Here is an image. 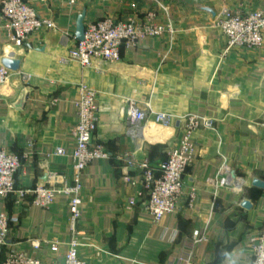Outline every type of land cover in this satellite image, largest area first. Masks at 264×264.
Here are the masks:
<instances>
[{
  "label": "crops",
  "instance_id": "crops-1",
  "mask_svg": "<svg viewBox=\"0 0 264 264\" xmlns=\"http://www.w3.org/2000/svg\"><path fill=\"white\" fill-rule=\"evenodd\" d=\"M24 1L56 28L16 48L0 4V65L6 58L21 61L0 99V148L22 159L17 189L72 183L76 104L85 85L97 93L94 143L108 157L82 173L81 258L87 264H186L198 231L205 241L194 249L195 264H252L249 238L264 233V189L253 185L264 182V45L227 51L216 19L223 9L242 14L264 9V0H79L75 6L68 0ZM83 12L85 26L106 18L144 24L154 14L155 23L173 33L122 48L116 63L95 61L83 69L62 62L77 44ZM131 102L148 115L137 138L129 134L125 116ZM157 113L172 115L171 125L157 124ZM190 114L213 120L215 129L195 133L185 197L175 214L156 224L146 209L141 171L126 159L148 160L154 167L166 162L180 145L183 117ZM59 148L66 155H55ZM221 176L230 184L214 187ZM192 191L196 198L190 207ZM33 197L30 192L21 200H0V213L14 220L0 264L14 250L44 261H62L67 252L73 237L68 199L42 208L32 205ZM245 201L251 209L242 206ZM52 243L59 244L58 254L51 252Z\"/></svg>",
  "mask_w": 264,
  "mask_h": 264
},
{
  "label": "built area",
  "instance_id": "built-area-1",
  "mask_svg": "<svg viewBox=\"0 0 264 264\" xmlns=\"http://www.w3.org/2000/svg\"><path fill=\"white\" fill-rule=\"evenodd\" d=\"M79 0H68L70 6H75ZM1 14L9 33V40L16 48H24L29 39L41 31H51L56 28L52 20L42 18L37 11L24 0H1ZM155 15L150 14L144 24L129 19L116 21L106 18L86 26L84 41H77L76 46L69 51L63 63H77L83 69L93 67L95 61L116 63L121 60L122 48L137 47L149 38L160 37L166 33L172 34V28L155 23ZM217 28L226 38L227 51L234 48L261 49L264 45V9L242 14L223 9L217 16ZM12 73L0 65V99L3 85L10 79ZM77 106L78 123L74 129L76 147L71 158L74 162L76 175L69 183L61 181L60 187H37L33 191L18 190L16 175L22 168L20 156L0 148V200L17 197L25 198L27 193H33L32 205L49 208L59 197H66L69 205V216L73 237L68 243V249L62 261L56 259L44 261L26 256L21 251H11L6 256L5 264H87L80 256L81 244L78 240L77 224L82 217V173L95 160L108 157L103 148L94 143V135L99 121L97 93L85 85L80 87ZM125 116L129 125V134L139 137L148 115L134 102L128 104ZM155 122L160 125H171L174 117L169 114L157 113ZM185 132L180 145L172 149L168 160L154 167L148 160L137 161L126 159L131 168L141 171L144 188L149 196L147 212L156 224L166 217L175 214L182 199L185 197L184 175L191 166L195 156L194 135L200 129H215V122L190 114L183 117ZM55 155L64 156L66 152L59 148ZM226 170V169H225ZM213 184V183H212ZM230 184L228 177H220L214 187H226ZM196 198L195 191L189 194V206L192 207ZM14 220L7 212L0 213V255L7 247V241ZM194 247L186 264H195L194 249L205 241L200 232L193 235ZM253 248L252 264H264V233L252 234L249 238ZM36 251L41 244L33 245ZM51 252L59 253V244H50Z\"/></svg>",
  "mask_w": 264,
  "mask_h": 264
},
{
  "label": "water",
  "instance_id": "water-1",
  "mask_svg": "<svg viewBox=\"0 0 264 264\" xmlns=\"http://www.w3.org/2000/svg\"><path fill=\"white\" fill-rule=\"evenodd\" d=\"M209 12H212L210 9H206ZM85 18H86V12H83L78 20H77V28H76V39L80 42L84 41L85 39V31H86V26H85ZM2 66L5 67L8 71H10L11 73H18L21 69V61L19 59H15V58H6L3 59L1 62ZM27 93L24 92L20 103L18 105L19 108H21L23 106V102L25 100ZM253 185L255 187L264 189V182L260 181V180H255L253 182ZM242 206L245 209H251L252 204L248 201L243 202Z\"/></svg>",
  "mask_w": 264,
  "mask_h": 264
}]
</instances>
